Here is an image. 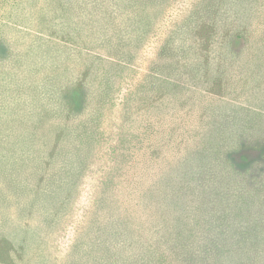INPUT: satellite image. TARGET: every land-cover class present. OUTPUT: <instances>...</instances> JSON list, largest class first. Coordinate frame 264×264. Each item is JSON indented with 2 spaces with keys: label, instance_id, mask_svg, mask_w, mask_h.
Masks as SVG:
<instances>
[{
  "label": "trees",
  "instance_id": "obj_1",
  "mask_svg": "<svg viewBox=\"0 0 264 264\" xmlns=\"http://www.w3.org/2000/svg\"><path fill=\"white\" fill-rule=\"evenodd\" d=\"M176 1L33 0L19 131L0 136V264H264V0H188L167 22L89 220L52 252L106 112ZM249 149L260 158L238 166Z\"/></svg>",
  "mask_w": 264,
  "mask_h": 264
},
{
  "label": "rangeland",
  "instance_id": "obj_2",
  "mask_svg": "<svg viewBox=\"0 0 264 264\" xmlns=\"http://www.w3.org/2000/svg\"><path fill=\"white\" fill-rule=\"evenodd\" d=\"M28 1L30 0H0V136H2V138L6 135L4 127L7 125L9 126L8 130L15 133V135L18 134L19 131V121L21 120L19 108L21 100L18 98L19 92L17 86H19V81H16L17 79L13 74L18 73L20 66L16 62L24 53V49L26 47H33V14L35 5L33 0H31L29 4L27 3ZM187 1L188 0L176 1L165 15V24H160L159 27L156 26L154 35L150 38L145 51L142 52L135 64L134 72L129 71L119 87L120 92L117 95L118 99L116 100L114 108L106 112L102 126L106 139L80 180L78 190L74 196L75 202L72 213L66 218L64 229L54 236L52 252L58 261L63 260L70 249L74 237L88 222L89 216L94 209L95 198L104 180V175L108 168L114 166V158L111 155V151L116 147V142L120 137L122 107L125 96L136 81L143 76L151 62L155 60L156 50L160 44V40L165 35L166 25H168L167 22L182 14L181 10L184 8L183 4H186ZM20 12L24 18L19 19L17 17ZM235 45L240 47L239 42L235 43ZM26 62L29 64L34 61L28 60L25 61V63ZM29 70V65L22 68V71L25 73ZM45 73L46 72L41 75L43 76ZM27 118L28 117H26L25 120H27ZM149 124H153V122ZM114 150L117 151L116 148H114ZM37 154H42V152H37ZM164 156L165 154L161 157ZM259 158L260 152L252 149L243 150L233 157L236 164L240 167L248 166L251 162ZM158 167V165L154 166L156 169ZM154 168L145 171L143 178L146 183L148 181V175ZM50 169L51 167L49 170ZM145 177H147V179H145ZM30 181L32 180L28 182ZM128 181L123 179L120 182L121 188H124V193L127 195L132 192L131 186L127 183Z\"/></svg>",
  "mask_w": 264,
  "mask_h": 264
}]
</instances>
